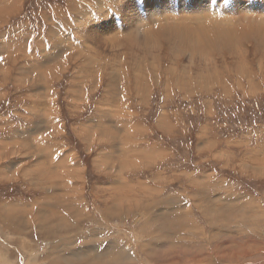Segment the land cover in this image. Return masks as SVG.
I'll use <instances>...</instances> for the list:
<instances>
[{"label":"rangeland","instance_id":"1","mask_svg":"<svg viewBox=\"0 0 264 264\" xmlns=\"http://www.w3.org/2000/svg\"><path fill=\"white\" fill-rule=\"evenodd\" d=\"M173 200V247L264 259V0H0V264H164Z\"/></svg>","mask_w":264,"mask_h":264},{"label":"bare ground","instance_id":"2","mask_svg":"<svg viewBox=\"0 0 264 264\" xmlns=\"http://www.w3.org/2000/svg\"><path fill=\"white\" fill-rule=\"evenodd\" d=\"M185 17V16H184ZM181 18V17H180ZM183 18V17H182ZM180 20V19H179ZM177 22H178V19H177ZM45 80V79H44ZM256 173L258 174H262V170H258V171H255ZM235 199L234 200H227L225 202L227 208L230 210V209H234V211H236L237 207L240 205V203H244L245 202V197L244 196H241V195H235ZM224 201V200H223ZM169 205H172L173 207L171 208ZM184 204L180 203V202H177L175 200L171 201V202H168V201H165L164 203V215H161V218L164 219V221H167V225L171 226V228H167V229H163V228H159L160 225H158V227H155V226H150L146 231H145V235H146V238H147V241L149 240V242L146 244L145 246V257L147 258H151V257H156L157 254V250L155 252V250L153 249L154 245L151 244L152 241H153V235L155 236H158V235H161L164 239V244L165 246L168 248L167 249V252L168 254H171V259L167 262H165L164 264H200L201 263V260L203 259H208L206 258L205 256H202V254H199V253H196V251H199L200 250V246H197V241H196V235L199 233H196L194 230H187L189 232L188 235H185V236H182L180 237V239L184 242H187L190 244V248L188 249L187 252L184 253V250L186 251L185 247H183L182 245H179V246H174L173 247V244H175V242H170L172 240L173 237L176 238V235H179V231L178 230L176 232H170L169 230L170 229H175L177 228L179 225L178 224H183L186 222V218L184 216H182L184 213L188 212V207L187 205L183 206ZM16 209H12L10 210V213L14 212ZM178 211L179 214L178 216L176 217L177 220L179 221L178 224H172L171 223V219H175V217H171L169 216V213H174L175 211ZM174 211V212H172ZM219 211V209H218ZM233 211V212H234ZM6 212L8 213L9 212V209L6 210ZM207 213V217L208 219L210 220L211 218L214 220V221H217L218 217L215 216L216 215V211L213 209L211 212L212 214L209 212V211H206ZM232 212V213H233ZM168 213V215H167ZM231 213V214H232ZM175 214V213H174ZM229 214V215H231ZM167 215V216H165ZM188 215V214H186ZM242 215L245 216V217H248L249 219H255L256 217H258L260 215V212L257 210V209H254L253 207H251L250 205L247 206L243 211H242ZM169 216V217H168ZM179 217V218H178ZM190 217V216H189ZM231 218V217H230ZM191 219V218H189ZM152 220V219H150ZM176 220V219H175ZM176 220V221H177ZM262 219L261 218H256L255 219V223L253 224H250L247 228V233L249 234V238H250V242L249 243H243V245H248V244H251V245H255L257 242H259V239L255 236V232L257 231V224L259 221H261ZM149 222H152V221H149ZM189 223V222H188ZM190 224V223H189ZM189 224L186 226V227H189ZM194 224V223H193ZM226 223H223V224H215L213 225L214 229H218V228H223V227H227L225 225ZM66 225V224H64ZM193 226V225H192ZM162 227V225H161ZM194 227V226H193ZM192 228V227H191ZM155 229L157 230V232H154ZM163 229V231H162ZM194 229V228H193ZM162 231V232H161ZM186 232V230H184ZM245 231V230H244ZM89 236V235H88ZM180 236V235H179ZM177 236V238L179 237ZM96 240V237L95 236H89V238H84V242L86 243H90V242H93ZM219 241V240H217ZM224 242V241H223ZM222 242V243H223ZM220 243V242H219ZM213 244V243H212ZM218 247L216 248H213L215 251L220 248V251H216L215 252V261L212 262L211 264L213 263H217V264H224L223 261L225 260L226 261V264H232L233 262L237 261V259L239 258V256H246L248 254V252L250 251H247L246 249L242 252L240 250H232L231 252H227L228 250H225V248H222V246H225V247H228L225 245V243H223L222 245H219L218 243H216ZM256 246V245H255ZM162 247V245H160V248ZM260 247V246H259ZM157 248V247H156ZM222 248V249H221ZM229 248V247H228ZM231 248V247H230ZM262 248V246L260 247ZM236 249V248H235ZM104 251L107 253V256L105 260L101 261L99 264H110V263H118L119 261L120 262H123L122 264H140L139 263H136L135 260H134V255H132L131 251H129L127 248H125L123 245H121L120 243H117L116 241H111L110 244L106 245ZM160 251V250H159ZM201 252L204 251V250H200ZM237 251V252H236ZM162 252V251H161ZM165 252V251H164ZM165 252V253H167ZM193 252V253H192ZM208 252V251H207ZM259 252V251H258ZM257 252V253H258ZM191 253V254H190ZM261 253V252H260ZM208 254V253H207ZM205 254V255H207ZM160 255V254H159ZM173 255L175 256L174 258ZM183 255H186L185 257H183ZM254 255V254H253ZM189 256V257H187ZM210 258V257H209ZM243 258V257H242ZM241 258V260H242ZM250 258V257H249ZM264 258V257H263ZM152 259V258H151ZM155 259V258H154ZM161 259V258H160ZM163 259V258H162ZM245 259V258H244ZM156 260V259H155ZM154 260V261H155ZM165 260V259H164ZM219 260V262L217 261ZM239 260V259H238ZM248 260V259H247ZM35 261V260H34ZM148 261V260H147ZM159 261V260H158ZM36 262V261H35ZM162 262V261H161ZM241 262V261H240ZM252 262V261H251ZM207 263V262H206ZM242 263V262H241ZM34 264V263H33ZM46 264H71V263H66V262H63V261H60V260H51V261H48V263ZM151 264V262H150ZM201 264H204V263H201ZM209 264V263H208ZM243 264H249V262H245ZM254 264H264V259L262 260H256V262Z\"/></svg>","mask_w":264,"mask_h":264}]
</instances>
